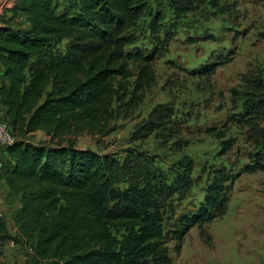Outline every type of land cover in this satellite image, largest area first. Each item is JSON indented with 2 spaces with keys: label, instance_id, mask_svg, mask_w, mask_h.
<instances>
[{
  "label": "trees",
  "instance_id": "1",
  "mask_svg": "<svg viewBox=\"0 0 264 264\" xmlns=\"http://www.w3.org/2000/svg\"><path fill=\"white\" fill-rule=\"evenodd\" d=\"M71 4L57 12L53 0H16L12 11L26 17L28 29L0 25V104L16 138L5 149L9 159L1 176L20 195L14 234L0 215V246L22 239L30 248L23 264H171L167 240L178 251L190 228L224 215L234 180L264 172V149L236 173L214 170L196 211L180 214L166 231L167 199L190 188L188 161L171 183L121 188L117 159L60 140L80 127L105 126L115 104L125 100L128 61L140 63L141 86L153 76L154 55L125 48L137 0ZM63 39H69L67 50L57 53L54 46ZM36 131L51 143L26 140Z\"/></svg>",
  "mask_w": 264,
  "mask_h": 264
},
{
  "label": "rangeland",
  "instance_id": "2",
  "mask_svg": "<svg viewBox=\"0 0 264 264\" xmlns=\"http://www.w3.org/2000/svg\"><path fill=\"white\" fill-rule=\"evenodd\" d=\"M15 1L0 0V25L27 30L26 17L12 11ZM53 1L57 12L73 6L72 0ZM137 5L138 18L124 31L131 38L125 48L154 55L150 85L141 86L140 63L128 61L125 100L115 104L105 126L80 127L60 140L117 159L121 188L131 182L171 183L188 161L190 188L165 205L168 231L180 214L196 211L214 170L236 173L264 149V0H137ZM68 44L63 39L54 50L64 54ZM25 138L51 143L41 131ZM229 197L225 214L190 228L180 250L167 240L171 264H264V172L241 173Z\"/></svg>",
  "mask_w": 264,
  "mask_h": 264
},
{
  "label": "crops",
  "instance_id": "3",
  "mask_svg": "<svg viewBox=\"0 0 264 264\" xmlns=\"http://www.w3.org/2000/svg\"><path fill=\"white\" fill-rule=\"evenodd\" d=\"M0 74L3 80V70L0 66ZM1 80V81H2ZM1 83V82H0ZM1 113L7 117L6 109L0 104ZM9 159L6 152L0 154V215L2 216L5 224L7 220L9 225L6 224L8 230L14 234L15 228L13 227V218L15 210L20 207V195L12 192L5 184L4 179L1 176L2 167L4 163ZM18 198L19 203L13 202L14 199ZM30 252L29 246H27L22 239L15 241L9 240L0 246V264H23L26 255Z\"/></svg>",
  "mask_w": 264,
  "mask_h": 264
},
{
  "label": "built area",
  "instance_id": "4",
  "mask_svg": "<svg viewBox=\"0 0 264 264\" xmlns=\"http://www.w3.org/2000/svg\"><path fill=\"white\" fill-rule=\"evenodd\" d=\"M15 139L8 118L0 117V146L5 150Z\"/></svg>",
  "mask_w": 264,
  "mask_h": 264
}]
</instances>
